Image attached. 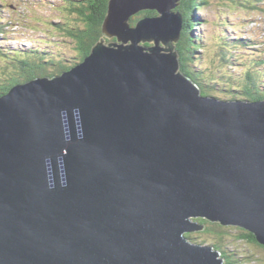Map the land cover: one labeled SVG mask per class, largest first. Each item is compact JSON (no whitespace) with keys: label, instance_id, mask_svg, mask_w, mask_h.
<instances>
[{"label":"water","instance_id":"1","mask_svg":"<svg viewBox=\"0 0 264 264\" xmlns=\"http://www.w3.org/2000/svg\"><path fill=\"white\" fill-rule=\"evenodd\" d=\"M180 2L110 0L82 63L0 97V264H225L197 219L264 245V100L182 72Z\"/></svg>","mask_w":264,"mask_h":264},{"label":"trees","instance_id":"2","mask_svg":"<svg viewBox=\"0 0 264 264\" xmlns=\"http://www.w3.org/2000/svg\"><path fill=\"white\" fill-rule=\"evenodd\" d=\"M0 5H8L5 1ZM110 0H62L57 10L61 14L59 23L51 24L50 38H61L68 43L73 55L61 53L51 56L46 51H21L9 54L0 50V60L9 66L0 65V97L9 93L12 87L29 82L39 77H54L72 69L77 63H82L90 54L94 46L104 39L103 25L107 17ZM235 7L246 8L247 12L264 11V0H231ZM207 0H181L176 9L184 16V29L181 41L176 45L181 62V70L194 80L202 89V94L212 96L213 91L221 95H229L235 100L261 101L264 100V53L257 41L248 39L244 34L232 37L227 25L222 22L223 30L218 38H212V50L200 36L198 28L202 26L200 20ZM155 11H143L131 20L135 25L144 17L157 16ZM1 24H5L1 22ZM5 25L0 26V33L6 34ZM107 42H110L108 39ZM61 45L60 43H58ZM50 45V44H47ZM250 51V56H243ZM204 52V53H202ZM214 53L209 60V66L200 65L206 54ZM242 52V53H240ZM240 65V71L229 73L225 68L235 69ZM221 99V98H220ZM205 225L203 231L186 233L185 236L195 244L205 245L208 240H200L199 236L213 238L209 241L216 250L222 253L225 264H236L234 254L226 250L228 245V229L233 228L238 234V241L251 245H261L254 234L240 227H226L206 219H197ZM197 240V241H196Z\"/></svg>","mask_w":264,"mask_h":264},{"label":"rangeland","instance_id":"3","mask_svg":"<svg viewBox=\"0 0 264 264\" xmlns=\"http://www.w3.org/2000/svg\"><path fill=\"white\" fill-rule=\"evenodd\" d=\"M8 6H3L0 16V26L5 25L6 34L0 33V50L12 54L15 51L30 53L31 51H46L51 56L73 55V51L67 42L61 38H50L51 32L48 26L56 25L61 22V14L57 7L62 0H7ZM208 5L204 6L200 16L202 26H200V36L203 37L206 45L209 44L212 50V38H218L225 27L222 22L226 23L230 36L236 37L240 34L248 39L257 41V47L260 54L264 53V11L247 12L242 7H235L231 0H207ZM11 3V5H9ZM38 21L43 22L39 24ZM1 22L5 24H1ZM45 23V24H44ZM225 35L224 33H222ZM182 38V37H181ZM112 41V40H110ZM181 41V40H180ZM50 44V45H45ZM60 43L61 45H59ZM177 50V49H176ZM250 51L244 52L243 56H250ZM204 53V52H202ZM242 53V52H240ZM214 53L206 54L200 65L209 66V60L213 58ZM1 66H9L6 62L0 60ZM240 65H236L235 69L225 68L229 73L240 71ZM213 96L230 99L229 95L220 94L213 91ZM232 100H235L232 98ZM228 245L226 250L234 254L236 264H264V248L258 245H251L248 242L238 241L237 232L228 229ZM200 240H208L207 245H211L209 241L214 240L206 236H199ZM197 241V240H196Z\"/></svg>","mask_w":264,"mask_h":264},{"label":"bare ground","instance_id":"4","mask_svg":"<svg viewBox=\"0 0 264 264\" xmlns=\"http://www.w3.org/2000/svg\"><path fill=\"white\" fill-rule=\"evenodd\" d=\"M200 30V29H199ZM71 70V69H70Z\"/></svg>","mask_w":264,"mask_h":264}]
</instances>
